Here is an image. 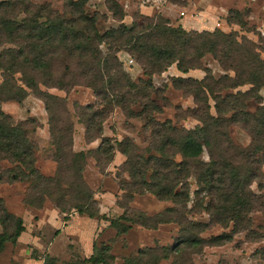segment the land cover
<instances>
[{"label": "trees", "instance_id": "trees-1", "mask_svg": "<svg viewBox=\"0 0 264 264\" xmlns=\"http://www.w3.org/2000/svg\"><path fill=\"white\" fill-rule=\"evenodd\" d=\"M88 1L68 0V10L64 14L53 11L48 5H33L27 0L0 1V44L6 42L18 46L0 52V69L6 76L4 83L8 85L9 77L14 79L13 75L21 72L25 76L23 83L34 89L37 86L34 75L42 68L39 58H50V55L60 52L80 63L82 70L78 76L87 80L97 95L102 96V101L112 104L114 109L118 106L126 108L128 103L139 101V95L144 94L145 88L161 92L154 86L152 76L175 63L183 73L203 69L206 74L201 79L192 76L174 78V84L183 89L185 95L195 98L196 107L190 109V115L200 124L187 129L171 121L159 122L145 106L142 111L146 114L144 119H147L145 127L151 130L148 155L140 153L130 139L117 142L118 149L126 156L123 165L131 171L134 185L138 186L135 192H149L177 205L159 213L152 222L144 216L143 220L135 222L155 228L176 221L183 223L186 230L197 229L200 232L212 224L234 222V231L246 229L253 212H264V105L260 95L264 88V58L257 47L251 41L239 40L233 33H225L221 29L186 30L180 25L173 26L160 14L149 16L140 12L135 15L131 26L121 23L102 32L98 24L101 19H107V15L98 11L90 13ZM107 5L115 18L123 19L124 9L119 0H107ZM7 9L11 11L7 12ZM21 14L24 17L21 18ZM102 46L106 49L103 50ZM121 50L128 52L142 66L148 78L136 81L130 77L118 58L117 53ZM208 54L213 55L226 71L236 65L235 75L225 73L216 78L204 61ZM248 84V89H239ZM15 87L17 89L10 93L13 96L28 92L24 87ZM63 87L64 84L61 85ZM211 99L215 102L216 114L211 112ZM251 100L258 104L254 112L248 109ZM152 110L159 112L161 108L154 105ZM8 119L9 116L0 109V182L35 181L29 193L30 199L27 195L24 200H29L30 205H34L33 199L43 203L52 198L53 189L60 187L62 180L46 177L33 166L32 140L24 128L13 125ZM233 124L241 125L251 135L247 146L237 144L233 139ZM54 138L56 142L67 141L64 133ZM68 140L71 146L73 137ZM102 142L103 153L113 155L116 145L106 138ZM72 153L74 164L75 158L84 159L83 152ZM205 153L208 158H205ZM3 160L16 164L18 171L2 167ZM70 169L61 161V171ZM82 171L80 166L76 172L80 189L74 197V207L80 214L97 217L96 200L81 180ZM64 174L61 172L58 176ZM190 178H194L197 185V204L191 210L187 207L191 201ZM254 183H257L259 192L252 189ZM56 206L59 207L58 204ZM60 208L66 211L65 207ZM201 210L210 215L209 222L189 220L188 213ZM0 224L3 227L0 231L1 252L8 242L16 244L25 230L23 219L8 212L1 198ZM111 224L119 233L128 230L117 220H112ZM231 239V234H225L215 240L225 242ZM186 240L199 244L201 237L192 235ZM93 250L92 255L85 258L86 264H111V256L105 249L98 250L94 245ZM144 254L142 251L140 255ZM48 258L45 257L44 264H49ZM136 259L125 257L122 264H135Z\"/></svg>", "mask_w": 264, "mask_h": 264}, {"label": "rangeland", "instance_id": "rangeland-1", "mask_svg": "<svg viewBox=\"0 0 264 264\" xmlns=\"http://www.w3.org/2000/svg\"><path fill=\"white\" fill-rule=\"evenodd\" d=\"M27 1L33 5H48L61 14L68 10V0ZM119 2L124 9L122 20L114 17L107 0L88 1L90 13L98 11L107 15V19H101L98 24L102 32L118 27L121 23L131 26L139 12L149 16L160 14L168 18L173 26L180 25L186 30L221 29L225 33H233L239 40L245 38L257 47L264 58V0ZM10 11L7 9V12ZM2 43L0 52L10 47L18 48L11 43ZM102 49L105 50V46ZM117 55L133 80L148 78L142 66L128 52L121 50ZM39 59L42 68L34 75L37 82L34 89L23 83L25 76L21 72H16L14 79L10 76L6 85V76L3 69H0V109L9 116L10 123L24 128L32 140V157L35 158L33 166L42 175L59 178L62 182L60 187L55 186L53 189L52 198L43 203L33 199L34 205L24 199L27 195L30 199L29 193L35 181L0 182V198L4 207L16 217H21L25 225L17 243L8 242L0 252V264H44L46 256L49 257V264H86L85 258L92 255L94 245L98 250L105 249L108 252L111 264H122L125 257H136L135 264H264L262 211L250 215L251 221L246 229L235 231L234 222L212 224L203 232L197 229L186 230L183 223L176 221L155 228L135 222L143 220V216L152 222V218H156L159 213L177 205L149 192H135L138 186L134 185L135 178L131 171L123 165L126 156L118 149L117 142L130 139L140 153L148 155L151 130L145 127L146 114H142L145 106H148V110L159 122L171 121L187 129L200 124L198 119L190 115V109L196 107L195 98L185 95L183 89L174 84V78L192 76L201 79L206 74L203 69H192L184 75L175 63L164 72L152 76L154 86L160 88L161 92L145 88L144 94L139 95V101L128 103L129 107L126 108L118 106L113 109L112 104L107 105L102 101V96L97 95L87 80L78 76L82 70L79 62L60 52L50 55V58ZM204 61L216 78L225 73L234 76L237 70V66L233 65L226 71L211 54ZM113 67L117 70V66ZM47 68L50 71H45ZM15 85L26 88L29 93L11 95V91L17 89ZM249 87L248 84L239 89L244 91ZM260 95L264 105V88L260 90ZM210 103L211 112L216 114L215 102L211 99ZM154 105L161 108V111L152 110ZM257 108L256 102H248L250 111L254 112ZM62 133L67 141L63 139L56 142L54 137ZM231 135L242 146L251 142V135L239 124L232 125ZM71 137L73 143L70 146L68 139ZM104 138L116 145L113 155L103 153ZM72 152H83L84 159L77 157L74 164ZM205 158H208L206 153ZM177 159H180L179 155ZM61 161L71 169L61 171ZM1 166L18 171L17 165L7 160L1 161ZM80 166L83 167L81 180L94 194L99 210L97 217L80 214L74 207V197L80 189L76 173ZM61 172L65 174L59 177ZM196 189V180L190 178L189 210L197 204ZM252 189L259 192L257 183L252 184ZM60 207H65L66 211ZM187 216L191 221H210V215L202 210L190 212ZM112 220H117L122 227L127 226L128 230L119 233L117 227L111 224ZM225 234H231L232 239L225 242L215 240ZM192 235L201 237V242L194 244L187 241V237ZM142 251L145 254L141 256ZM141 257L143 259L139 260Z\"/></svg>", "mask_w": 264, "mask_h": 264}, {"label": "crops", "instance_id": "crops-1", "mask_svg": "<svg viewBox=\"0 0 264 264\" xmlns=\"http://www.w3.org/2000/svg\"><path fill=\"white\" fill-rule=\"evenodd\" d=\"M143 12H145V9H143ZM147 12V11H146ZM184 75H185V73H183ZM89 264H91V263H89Z\"/></svg>", "mask_w": 264, "mask_h": 264}]
</instances>
